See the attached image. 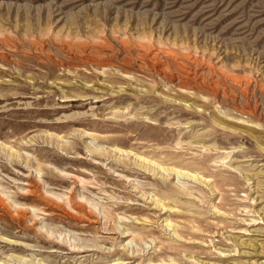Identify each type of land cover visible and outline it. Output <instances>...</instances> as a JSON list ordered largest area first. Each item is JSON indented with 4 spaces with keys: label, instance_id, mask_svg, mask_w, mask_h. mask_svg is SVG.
I'll list each match as a JSON object with an SVG mask.
<instances>
[{
    "label": "rangeland",
    "instance_id": "obj_1",
    "mask_svg": "<svg viewBox=\"0 0 264 264\" xmlns=\"http://www.w3.org/2000/svg\"><path fill=\"white\" fill-rule=\"evenodd\" d=\"M0 264H264V0H0Z\"/></svg>",
    "mask_w": 264,
    "mask_h": 264
},
{
    "label": "bare ground",
    "instance_id": "obj_2",
    "mask_svg": "<svg viewBox=\"0 0 264 264\" xmlns=\"http://www.w3.org/2000/svg\"><path fill=\"white\" fill-rule=\"evenodd\" d=\"M75 37H76V36H75ZM161 172H162V171H161ZM162 173L169 174V173H171V172L163 171ZM156 202H157V204H159V205H163V204H160L157 200H156Z\"/></svg>",
    "mask_w": 264,
    "mask_h": 264
}]
</instances>
